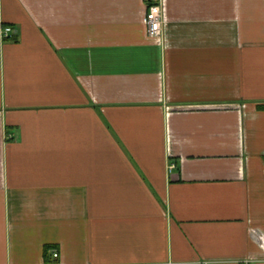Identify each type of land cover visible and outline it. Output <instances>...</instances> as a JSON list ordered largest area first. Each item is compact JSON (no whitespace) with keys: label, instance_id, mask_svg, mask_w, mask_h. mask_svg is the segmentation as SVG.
<instances>
[{"label":"crops","instance_id":"0c3cea01","mask_svg":"<svg viewBox=\"0 0 264 264\" xmlns=\"http://www.w3.org/2000/svg\"><path fill=\"white\" fill-rule=\"evenodd\" d=\"M148 2L0 0V264H264V0Z\"/></svg>","mask_w":264,"mask_h":264},{"label":"built area","instance_id":"2783aa9c","mask_svg":"<svg viewBox=\"0 0 264 264\" xmlns=\"http://www.w3.org/2000/svg\"><path fill=\"white\" fill-rule=\"evenodd\" d=\"M144 22L147 33L150 36H157L162 32L164 22L163 0H149ZM12 31V26L5 25L3 27V36H9ZM174 167H176V163L171 162L169 164V170H172ZM54 256H58V252H54Z\"/></svg>","mask_w":264,"mask_h":264}]
</instances>
